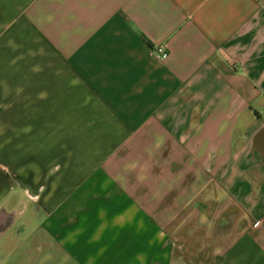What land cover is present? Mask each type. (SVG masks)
Listing matches in <instances>:
<instances>
[{
	"label": "crops",
	"instance_id": "1",
	"mask_svg": "<svg viewBox=\"0 0 264 264\" xmlns=\"http://www.w3.org/2000/svg\"><path fill=\"white\" fill-rule=\"evenodd\" d=\"M0 264H264V0H0Z\"/></svg>",
	"mask_w": 264,
	"mask_h": 264
},
{
	"label": "built area",
	"instance_id": "2",
	"mask_svg": "<svg viewBox=\"0 0 264 264\" xmlns=\"http://www.w3.org/2000/svg\"><path fill=\"white\" fill-rule=\"evenodd\" d=\"M153 55L155 57L161 59V58L166 57L167 51L164 48L159 47V48H156L155 50H153Z\"/></svg>",
	"mask_w": 264,
	"mask_h": 264
}]
</instances>
